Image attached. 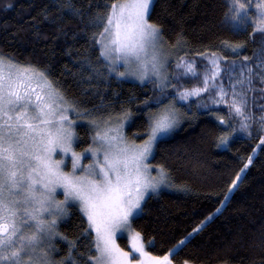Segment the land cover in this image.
<instances>
[{
	"label": "snow or ice",
	"instance_id": "snow-or-ice-1",
	"mask_svg": "<svg viewBox=\"0 0 264 264\" xmlns=\"http://www.w3.org/2000/svg\"><path fill=\"white\" fill-rule=\"evenodd\" d=\"M155 3L156 0H104L94 12H85L75 0H60L54 8L81 20L87 16L89 39L98 45L99 57L109 75L135 77L141 82L149 79L163 95L169 87L176 89V84L169 79L170 53L162 26L152 19ZM44 12L47 19L49 10ZM225 18L239 35H264V0H229ZM223 44L237 57L244 47L242 43ZM207 58L209 66L201 79L194 61L177 57L175 67L183 69L181 74L200 80L202 86L176 89L163 99L156 97L155 108L149 107L151 98H146L147 134L137 143L123 133L124 124L133 115L131 109L92 116L63 93L50 73L0 55V264H77L74 250L82 258L80 264H173L171 257L178 252L153 255L146 250V241L133 224L143 213L142 205L149 194L158 196L161 187L172 186L162 166L158 176L152 175L148 160L186 115L177 107V100L200 97L212 88L219 96H209L214 104L228 103L225 98L229 91L223 87L222 79L217 80L221 59L227 57L219 58L212 52ZM243 58L248 60L246 55ZM230 71H237L235 63ZM253 75L251 67L245 65L239 66L237 80L229 75L230 111L241 117L240 128L245 131L250 116L244 111V92H238L237 85L250 88ZM197 106H201L199 101ZM86 114L94 135L87 148L77 151L73 147L78 139L73 116L78 119ZM217 119L225 123L223 116ZM235 131L229 125V131L218 137L219 144L227 146L228 136ZM57 150L63 154L61 159H54ZM69 154L71 171H65L62 165ZM251 163L249 156L241 172ZM240 180L241 176L236 175L229 192ZM57 189L63 190V199L57 197ZM69 202L86 217L82 230L88 241L86 252H80L76 241L68 240L59 231L58 222L68 215ZM118 233L128 234L130 250L117 242ZM58 238L68 244L66 255L59 259ZM188 240L189 237L179 240L176 248L182 250ZM183 264L189 262L185 260Z\"/></svg>",
	"mask_w": 264,
	"mask_h": 264
},
{
	"label": "trees",
	"instance_id": "trees-1",
	"mask_svg": "<svg viewBox=\"0 0 264 264\" xmlns=\"http://www.w3.org/2000/svg\"><path fill=\"white\" fill-rule=\"evenodd\" d=\"M75 2L85 12H94L104 0ZM228 2L156 0L152 17L161 24L165 41L180 48L184 58L196 60L199 67L202 57L215 52L219 58L227 57L222 59L224 67L235 63L238 69L245 65L254 73L251 87L243 89L247 101L244 110L250 116L246 131L240 128L241 117L230 108L205 110L193 101L182 108L186 115L180 128L154 152L151 164L167 171L172 186L146 200L133 226L142 233L146 250L153 255H165L176 249L179 240L189 237L182 250L177 249L178 254L171 257L173 264H183L185 260L189 264H264V35L237 34L225 18ZM59 3L60 0H0V55L50 73L63 93L92 116L131 109L127 136L142 142L148 122L143 101L151 98L149 107L155 108V98L171 94L170 88L161 95L152 82L141 85L109 75L99 57L98 45L89 39L87 16L81 20L56 12L54 6ZM45 9L49 10L47 19ZM61 16L64 18L59 19ZM224 41L242 43L241 55L231 53ZM245 55L248 60H244ZM238 71L234 72L236 76ZM195 86L189 82L187 88ZM217 116H223L225 123L221 124ZM229 125L236 131L223 147L218 137L229 131ZM77 136V151L92 142L87 126H79ZM249 156L252 163L230 195L231 183L241 174ZM225 196L229 198L225 200ZM209 217L213 218L207 223ZM85 227L86 217L73 205L59 231L68 240L76 241L80 252H86L88 241L82 233ZM197 228L199 231L194 232ZM119 243L130 250L126 238H120ZM57 245L59 259L66 255L68 244L58 238ZM73 258L80 264L82 258L75 250Z\"/></svg>",
	"mask_w": 264,
	"mask_h": 264
},
{
	"label": "rangeland",
	"instance_id": "rangeland-1",
	"mask_svg": "<svg viewBox=\"0 0 264 264\" xmlns=\"http://www.w3.org/2000/svg\"><path fill=\"white\" fill-rule=\"evenodd\" d=\"M167 44H168V43H167ZM168 46H169V53H170L169 56H168V73H169V79H170L173 83L176 84V89H181V90H182L183 88L188 87V86H189V82H193V84L196 85V86H202L200 80H192V79H190L189 77L183 76V75L181 74V73L183 72V69H177V68L175 67L176 62H177V57H178V56H182V54H181L182 51L180 50V48L178 49V47H176V49H175L174 47H171L169 44H168ZM182 57H183V56H182ZM207 57H208V56H204V57H202V60H201V61H202V67H199L198 62H197L196 60H191V61H194V62H195L196 70L200 73V77H201V79H202V77H203V74H204V70H205V68L209 66V64H208V58H207ZM217 57H218V56H217ZM184 59H185V60H189V59H186V58H184ZM231 68H232V67H224V66H223V62H222V59H221V75H220L219 77H217V80H221V79H222V80H223V87L225 88L226 91H229V95L225 98L226 100H228V103L214 104V103L212 102V99H209V96L211 95V96H213V98H215V99H219V96H218V95H215V94L213 93V89H212V88H209V91H208L207 93H201L200 97H195V96H193V97H190L189 100H187V101H179V100H177V107L180 109V111L183 113V109H182L183 106L190 105L191 103H193V101H196V102L199 101V103H201V104H200L201 106H199V108H201V109H205V110H208V109H211V108H217V109H220V107L230 108V103H231V91L229 90V75H231L233 81H235V80L238 79V75L236 76V75L234 74V72H231V71H230ZM121 70H123L122 67H121ZM237 70H239L238 67H237ZM245 74H246V73H245ZM113 75H114L115 77H117L115 73H113ZM117 78H118V77H117ZM118 79L123 80V81L134 82V83L141 84V85H144V84H147V83L150 82L149 79H145L143 82H141L140 80L136 79L135 77L118 78ZM169 88H170L169 90L172 92L171 94H174L175 91H176V89L171 88V87H169ZM243 89H244V88H242L241 85H239V84L237 85V91H238V92L243 91ZM243 92H244V91H243ZM167 95H169V93H168ZM244 95H245V94H244ZM205 104L207 105V107H204V106H203V105H205ZM244 111H245V110H244ZM108 113H112V112H107L106 114H108ZM234 113H235V112H234ZM106 114H103V115H106ZM112 114L115 115V114H117V113H112ZM246 114H247V113H246ZM184 117H185V116L182 117L181 123H180L179 127H178L175 131H177V130L180 128V126L182 125V122H183V120H184ZM239 117H240V116H239ZM73 118L76 119V124H75V130H76V133H77V128H78L79 126H87V127L91 130V132H92V137H93V135H94V130H93L92 125L89 123V120H88V118H87V114H86L84 117H81V118H78V119L75 118L74 116H73ZM131 121H132V117H131L130 120H128V122H126V123L124 124V127H123V133H124V135H125L127 138H128V136H127V129H128V127H129ZM247 123H248V121H247ZM175 131H174V132H175ZM174 132H173V133H174ZM173 133H172L171 135L165 137L164 140L170 138V137L173 135ZM77 137H78V136H77ZM128 140H129V141H133V140H131V139H129V138H128ZM77 141H78V140H76V141L74 142V145H73V147H75V148H76V146H77ZM135 141H136V140H135ZM136 142H137V141H136ZM137 143H139V142H137ZM222 146L225 147V145H222ZM154 152H155V150H154ZM154 152H153V155H152L151 157H149V160H148V163H149V164H151L152 158H153V156H154ZM62 155H63V154L60 153L59 150H57V153L54 155V159H61ZM69 160H70V154H69L68 157L65 158V163H64V165H62V167L64 168L65 171H71V165H70V163H69ZM85 162H86V161H85ZM151 165H152V164H151ZM249 166H250V164L248 165V167H249ZM248 167H247L246 169H244L243 172H241V174H240L241 179L243 178L244 174L246 173ZM159 169H160V168H156V167H154V166L152 165L151 172H152V175H153L154 177L158 176V174H159ZM240 181H241V180H240ZM240 181H237V186H238V184H239ZM169 188H171V187H161L160 192H161L162 190H167V189H169ZM234 189H235V188H234ZM234 189H232L230 195L232 194V192H233ZM56 194H57V197H58L59 199H63V190H62V189H57V193H56ZM230 195H229V197H230ZM150 196H152V194H149V196L145 198V202H146V200H147ZM229 197H228V198H229ZM145 202H144V204H145ZM144 204L142 205V207L144 206ZM71 206H73V204H72L71 202H69V204H68V208L71 207ZM74 206H75V205H74ZM217 214H218V213H217ZM66 217H67V216H66ZM66 217H65L64 219L60 220V221L58 222V225H60V223L63 222V221L66 219ZM212 218H213V217H212ZM212 218H210V219L207 221V223H208L210 220H212ZM205 224H206V223H205ZM120 238H126V240H127V242H128V245H129V248H131L130 239H129V236H128L127 233H118V234H117V242H118V243H119V239H120ZM119 244H120V243H119ZM175 250H177V248H176Z\"/></svg>",
	"mask_w": 264,
	"mask_h": 264
}]
</instances>
